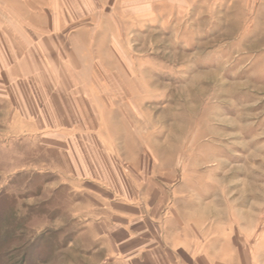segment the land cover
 Returning <instances> with one entry per match:
<instances>
[{
	"label": "rangeland",
	"instance_id": "rangeland-1",
	"mask_svg": "<svg viewBox=\"0 0 264 264\" xmlns=\"http://www.w3.org/2000/svg\"><path fill=\"white\" fill-rule=\"evenodd\" d=\"M50 2L12 4L33 39L27 53L43 55L27 60L31 68H52L61 96L65 69L97 89L101 122L87 109L75 131L103 135L137 178L164 182L167 210L185 220L186 236L213 247V263L264 264V0ZM38 34L58 42L36 44ZM4 126L0 114V134ZM41 154L52 167L54 155ZM50 188L0 181V264L58 260L59 226L34 219L65 211L49 204Z\"/></svg>",
	"mask_w": 264,
	"mask_h": 264
},
{
	"label": "crops",
	"instance_id": "crops-1",
	"mask_svg": "<svg viewBox=\"0 0 264 264\" xmlns=\"http://www.w3.org/2000/svg\"><path fill=\"white\" fill-rule=\"evenodd\" d=\"M13 2L24 6L26 0H1L0 106L8 110L0 111L5 125L0 134V181L18 191L50 186L49 204L66 207L34 216L55 220L59 227L54 231L64 237L53 253L52 260H58L50 264H215L213 247H203L196 234L186 236L185 220L180 222L178 213L167 210L164 182L137 178L135 169L122 165L120 154L103 135L75 131L87 109L101 122L97 89L75 85L74 74L65 69L71 83L64 89L69 94L61 96L52 68L44 73L41 67L31 68L27 60L43 55L27 53L26 44L33 39H27L25 21ZM51 40L58 42L57 37L38 34L35 43ZM27 144L33 145L29 157ZM43 151L54 155L56 164L44 167ZM64 188L65 198L59 194Z\"/></svg>",
	"mask_w": 264,
	"mask_h": 264
}]
</instances>
